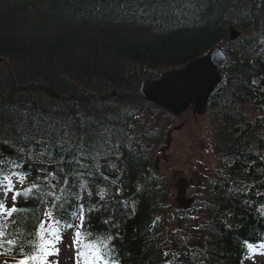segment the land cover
Wrapping results in <instances>:
<instances>
[{"label": "trees", "instance_id": "1", "mask_svg": "<svg viewBox=\"0 0 264 264\" xmlns=\"http://www.w3.org/2000/svg\"><path fill=\"white\" fill-rule=\"evenodd\" d=\"M231 24L242 33L225 43L226 76L209 100L218 165L202 202L209 215L203 241L176 249L173 257L156 218L163 191L152 176L149 146L159 130L128 109L112 108L102 118L85 114L106 104L111 88L133 102L144 77L225 42ZM0 57V140L11 143L22 129L35 137L28 145L33 152L52 153L42 165L23 166L24 188L58 173L61 156L71 159L57 144L60 136L70 133L75 143L83 137L91 151L83 153L84 167L72 170L83 173L80 183L107 193L105 200L94 195L78 202L99 208L87 213L85 228L111 233L121 264H240L244 242L262 240L264 0H0ZM0 153L15 159L9 144L0 143ZM17 206L43 207L34 196L19 198ZM109 218L110 225L103 224Z\"/></svg>", "mask_w": 264, "mask_h": 264}, {"label": "snow or ice", "instance_id": "2", "mask_svg": "<svg viewBox=\"0 0 264 264\" xmlns=\"http://www.w3.org/2000/svg\"><path fill=\"white\" fill-rule=\"evenodd\" d=\"M151 3L153 0H145L146 5ZM140 12L146 14L144 9H140ZM163 87V82L156 85V89ZM16 132L15 141L9 143L7 140H0V143L9 144L15 151V159L5 158L4 153H0V255L11 256V264H60V246L64 244L65 235L71 231V242L67 245L73 253L71 264H121L113 243L114 236L107 231L98 235L85 228L87 213L98 212L99 208H85L83 203L78 202L94 195H99L100 200H105L107 193L104 189L96 193L87 182L80 183L83 173L72 170L73 164L84 167L81 164L83 153L91 151L85 148L83 137L80 138V143H75L70 133L64 134L68 137L67 140L60 136L57 144L71 159L66 160L61 156V160L57 162L61 165L58 173H48L43 178L37 177L21 191L17 190V184L25 183V174L21 171L23 166L42 165L52 153L48 150L33 152L28 145L35 137L24 134L22 129H17ZM48 135L52 133L48 132ZM107 142L105 140V143ZM73 146L81 156L76 155ZM62 185L68 187H61ZM9 194L11 207L7 205ZM30 196H34L37 203L43 207L27 209L17 206L19 198ZM69 204L73 208L72 211L67 207ZM29 213L31 215H27ZM110 219L103 220V224L110 225ZM244 243L247 244L249 253L254 251L253 244L247 241ZM260 247L264 248V244ZM163 255L167 257L169 253L165 252ZM172 255L175 257V253ZM52 257L56 259H51ZM0 264H9V260L0 261Z\"/></svg>", "mask_w": 264, "mask_h": 264}, {"label": "rangeland", "instance_id": "3", "mask_svg": "<svg viewBox=\"0 0 264 264\" xmlns=\"http://www.w3.org/2000/svg\"><path fill=\"white\" fill-rule=\"evenodd\" d=\"M115 97V94L112 96ZM116 101V100H115ZM121 104V102H117ZM145 103L137 98L133 101V107L136 108L138 113L141 116L146 117V122L151 126L160 127L161 135L163 136L164 132L171 128V126L178 124L182 117L180 118H166L161 113H158V117L155 119L149 116V108L144 105ZM96 110L100 111L101 114L108 111L107 105L101 108V106H96ZM207 117L200 118L196 123V129H193L191 133L194 135L195 139L192 140L187 136L184 129L178 130L172 134L173 142L171 147L167 150L168 162H162L164 168H178L179 166H187L189 162H196L197 159H200V162H204L205 175L202 177L205 180L208 176H212L216 167V160L214 159L213 152L209 151V145H211V140L209 138L210 129H207ZM199 140V142H197ZM199 144H205L206 149H202ZM160 144L158 147H160ZM157 148L152 156H155L157 153ZM166 173V172H165ZM213 177V176H212ZM200 210L195 212H190L189 215L191 218L187 217L182 213H175L172 211L167 216H164L166 221H163L164 230L166 228L165 240L168 241V247L175 251L176 249L184 246H197L198 237V228L199 224L206 221L208 214L202 216L203 208L199 207ZM166 226V227H165ZM71 234H66L64 237V244L61 245V254H60V264H71V257L73 255L72 251L67 247L71 242ZM167 237V238H166ZM254 255H246L242 259V264H264V248L256 247ZM257 255V256H255ZM51 259H56L52 257Z\"/></svg>", "mask_w": 264, "mask_h": 264}, {"label": "water", "instance_id": "4", "mask_svg": "<svg viewBox=\"0 0 264 264\" xmlns=\"http://www.w3.org/2000/svg\"><path fill=\"white\" fill-rule=\"evenodd\" d=\"M211 52L212 54L189 64L184 70L166 72L159 80L145 82L143 91L146 97L166 105L174 113L185 109L189 102H194L196 106L193 111L202 114L205 98L218 78L215 72L218 54L216 49ZM161 82L164 87L156 89V85Z\"/></svg>", "mask_w": 264, "mask_h": 264}, {"label": "bare ground", "instance_id": "5", "mask_svg": "<svg viewBox=\"0 0 264 264\" xmlns=\"http://www.w3.org/2000/svg\"><path fill=\"white\" fill-rule=\"evenodd\" d=\"M104 106H105V104H104V105L101 104V108L104 107ZM212 152H213V154H216V155H217V152H216L215 150L212 149ZM215 178H216V177H212V176H208V177H207V179H206V181H205V186H206L207 189H210L211 181H212V180H215Z\"/></svg>", "mask_w": 264, "mask_h": 264}]
</instances>
